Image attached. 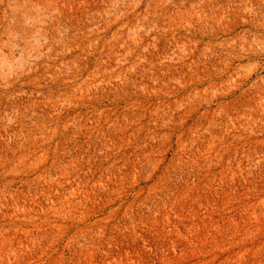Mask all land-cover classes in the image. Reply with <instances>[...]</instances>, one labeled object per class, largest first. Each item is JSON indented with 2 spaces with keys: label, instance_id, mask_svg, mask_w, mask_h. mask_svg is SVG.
<instances>
[{
  "label": "rangeland",
  "instance_id": "rangeland-1",
  "mask_svg": "<svg viewBox=\"0 0 264 264\" xmlns=\"http://www.w3.org/2000/svg\"><path fill=\"white\" fill-rule=\"evenodd\" d=\"M0 264H264V0H0Z\"/></svg>",
  "mask_w": 264,
  "mask_h": 264
}]
</instances>
